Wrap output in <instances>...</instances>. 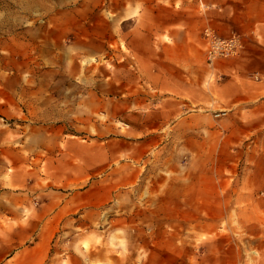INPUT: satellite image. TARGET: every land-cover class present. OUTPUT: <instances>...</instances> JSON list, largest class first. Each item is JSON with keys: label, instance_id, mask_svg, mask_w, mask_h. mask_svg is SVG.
<instances>
[{"label": "rangeland", "instance_id": "1", "mask_svg": "<svg viewBox=\"0 0 264 264\" xmlns=\"http://www.w3.org/2000/svg\"><path fill=\"white\" fill-rule=\"evenodd\" d=\"M194 2L0 0L1 179L21 170L36 175L39 159L23 161L18 155L45 154L53 135L94 138L118 154L127 148L128 159L122 156L113 165L123 169L128 164L129 183L95 212H82L79 221L61 228L49 264H264V129L248 135L250 144L237 143L242 130L231 128L229 114L182 107L185 98L137 79L135 65L125 63L134 56L125 39L129 44L134 39L137 23L148 28L153 22L196 19L187 17ZM152 9L158 11L154 17L147 13ZM206 27L213 30L205 25L186 42L183 34L172 35L170 42L162 36L161 44L170 48L153 50L146 38L141 44L158 59L184 56L190 42V55L202 58L210 70L217 60L235 57L208 63L202 38ZM232 34L243 44L239 33L225 37ZM154 70L183 73L165 61H158ZM103 74L110 76L105 82L111 84V97H91L96 112L81 107L64 132L55 121L41 118L46 104L71 99L54 95L57 90L72 87L86 95L88 79L100 80ZM125 79L128 95L121 102ZM79 99L81 105L90 100L84 95ZM136 171L139 176L131 182ZM20 189L8 182L0 185V205L6 207L1 214L22 213V208H10L22 201ZM31 205L24 215L38 207Z\"/></svg>", "mask_w": 264, "mask_h": 264}, {"label": "crops", "instance_id": "2", "mask_svg": "<svg viewBox=\"0 0 264 264\" xmlns=\"http://www.w3.org/2000/svg\"><path fill=\"white\" fill-rule=\"evenodd\" d=\"M194 1L187 17L196 19L185 18L168 22L167 25L153 22L148 28L137 23L134 39L130 44L128 38L125 39L127 48L134 53L133 58L126 59L125 63L135 65L137 79L150 80L158 91L171 97L185 98L184 104H180L182 107L194 105L218 114L221 111L225 115L229 114L232 117L231 128L235 131L242 130L237 133V140L234 141L250 144L251 140L247 142L248 135L254 130H259L260 133L264 129V0ZM147 13L154 17L158 11L152 9ZM205 25L211 26L217 34L224 37L239 33L244 39L240 54L235 58L217 60L209 70L202 58L190 55L189 51L194 50L190 42L185 44L184 56L166 55L158 56V59L154 53L147 55L145 46L141 44V40L146 38L153 50L170 48L169 44H161L162 36H168L169 42L171 36L177 34H183L185 42L194 40ZM176 26H180L181 30L177 31L174 28ZM145 43L148 48V42ZM158 61H165L183 73L165 75L159 71L155 72L154 65L158 64ZM144 70H148V73ZM161 76L166 78L165 82L160 81ZM108 77L110 76L106 74H103V80L94 77L91 79L93 84L88 79L90 88L87 89L86 95L72 87L67 91L57 90L54 95L71 99H56L46 104L45 108L40 110L41 118L55 121V127L62 128L61 131L64 132L65 123H71L81 107H86L88 112H96L95 109L91 110L95 105L91 97L99 101L111 97V90L108 88L111 84L105 82ZM120 79L122 87V75ZM125 83V94L121 89L120 99L123 95H128L127 79ZM140 83L137 82L136 85ZM81 95L90 98L84 101L83 106L79 99ZM140 103L136 101L137 105ZM124 107L127 110L128 104H124ZM87 127L89 128V124ZM77 138L78 136L66 138L63 135H53L50 144L52 147L46 148L45 154L38 156L36 153H30L31 156L26 157L19 153V160L22 157L23 161H29L30 157L39 159L40 170L36 169L37 174L34 176L21 170L11 173L9 178L1 179L5 170L4 166H0V185L8 182L11 186L22 188L19 192L23 195L21 202L10 205V208L14 209L22 208L18 209L22 211L21 215H3L1 213L6 207L0 205V220L3 224L0 225V264H49L53 240L61 228L72 220L79 221L82 212H95L97 207L109 201L119 186L129 183L128 164L123 163V169L113 165L115 160L121 162L122 156L128 159L127 148L118 154L104 143H97L94 138ZM8 159L10 160V157ZM138 176L137 171L133 172L131 182ZM33 202L38 207L32 209L29 216L24 215L23 210L32 208ZM4 216L14 221L5 222Z\"/></svg>", "mask_w": 264, "mask_h": 264}, {"label": "built area", "instance_id": "3", "mask_svg": "<svg viewBox=\"0 0 264 264\" xmlns=\"http://www.w3.org/2000/svg\"><path fill=\"white\" fill-rule=\"evenodd\" d=\"M206 60L212 64L217 58L236 57L242 49L239 36L232 34L230 37H220L211 28L202 30Z\"/></svg>", "mask_w": 264, "mask_h": 264}]
</instances>
